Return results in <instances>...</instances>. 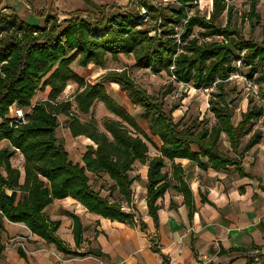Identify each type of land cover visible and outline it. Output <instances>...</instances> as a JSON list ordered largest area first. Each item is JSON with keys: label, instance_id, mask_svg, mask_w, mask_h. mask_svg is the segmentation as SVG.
<instances>
[{"label": "trees", "instance_id": "trees-1", "mask_svg": "<svg viewBox=\"0 0 264 264\" xmlns=\"http://www.w3.org/2000/svg\"><path fill=\"white\" fill-rule=\"evenodd\" d=\"M198 1L131 0L126 7L115 8L84 0L86 10L64 19L54 12L39 13L44 17L43 25H31L14 13L0 11V142H6L0 149L1 219L25 225L31 234L66 253L69 251L54 235L56 225L49 224L42 214L53 200L70 197L88 212L111 220H133V215L124 212L118 202H110L108 196L95 191L87 176H106L113 182L110 193L116 191L129 205L133 183L129 173L135 162H145L147 143L152 144L136 119L108 95L104 83H115L126 92L130 103L143 111L150 134L161 142L160 155L148 161L144 184L148 215L155 225L156 202L169 188L163 171L165 161L171 162L172 177L191 211L192 194L175 159L196 164L205 160L215 170L233 166L239 176L244 175L241 157L264 138V132L253 131L254 121L264 117V105H252L233 124L226 85L241 68L249 69L247 78L260 86L257 96L264 101V43L242 37L232 24L233 7L226 0H212L208 19L198 10L191 13ZM257 3L250 0L244 17L252 26L261 21L264 32V18L260 20ZM121 55L130 56L135 68L157 75L165 73L175 83L195 90L214 88L208 109L215 123L208 128L195 122L187 125L182 120L175 121L172 113L177 108L167 112L164 102L173 89L171 84L156 98L136 85L126 69L109 72L100 82L88 83L72 68L74 63L81 68H101L107 58L117 60ZM236 61H240L239 68ZM259 65L263 68L259 69ZM70 82L77 87L72 100L58 102ZM46 88L47 100L32 104L35 94ZM95 102H100L112 116L103 120L101 127L92 117H81L90 115ZM11 106L32 107L25 123L9 125ZM59 116L66 118L71 137L83 136L95 145L86 148L82 165L69 159L57 136ZM222 135L235 157L219 148ZM248 135L242 147V139ZM15 154L23 159L22 183L20 169L10 163ZM19 190L23 196L17 201ZM70 217L78 244L82 227L77 216ZM1 233L0 228V239ZM255 258L264 264V254L258 253ZM255 263L248 258L245 264Z\"/></svg>", "mask_w": 264, "mask_h": 264}, {"label": "crops", "instance_id": "crops-1", "mask_svg": "<svg viewBox=\"0 0 264 264\" xmlns=\"http://www.w3.org/2000/svg\"><path fill=\"white\" fill-rule=\"evenodd\" d=\"M90 1L95 5L115 8L126 7L131 2ZM30 6L33 13L31 11L26 16L23 9L30 10ZM45 7L57 10L59 15H63L62 19L76 11L87 9L84 0H0L1 12L14 13L20 19L23 15L26 20L34 15L39 18L38 14L44 13ZM261 118L264 121V117ZM63 121V128L69 136L68 141L66 138L69 145L84 148L83 153L88 146L95 148V145L83 136L71 137L65 117ZM257 130L263 133L264 127ZM147 134L150 139L153 137L150 132ZM222 137L225 138L224 135L221 139ZM155 138L159 148L161 142ZM222 151L235 157L229 143L226 150ZM82 155L80 161H73L70 157L69 159L82 165ZM149 160L140 163L145 168L142 176L138 179L130 176L133 183L129 205L116 191L106 195L110 202H118L124 212L131 213L133 220H111L88 212L70 197L53 200L43 209L42 214L49 224L56 225L54 235L62 245L69 253L75 254L57 250L53 244L31 234L23 224L10 223L5 218H0V264H168L169 260L177 264H202L200 258L203 256L210 258L209 264H245L248 258L254 259L252 252L264 254V138L241 157L240 163L244 173L242 176H239L233 166L215 170L210 168L205 160H201V164L186 159L173 161L181 166V177L191 191L192 211L185 205L178 190V183L172 177L171 162L165 161V166L167 162L170 165L169 173L163 168L167 173L169 188L156 202V225L148 215L146 206L144 184ZM136 163L139 162H135L133 167ZM89 174L87 173V176ZM113 193L122 199L121 203L114 199L115 196L111 199ZM122 201L126 204L125 207ZM70 214L78 217L82 227L78 244L74 240ZM15 237L25 238L23 244L26 250L10 247L9 241Z\"/></svg>", "mask_w": 264, "mask_h": 264}, {"label": "rangeland", "instance_id": "rangeland-1", "mask_svg": "<svg viewBox=\"0 0 264 264\" xmlns=\"http://www.w3.org/2000/svg\"><path fill=\"white\" fill-rule=\"evenodd\" d=\"M226 1L229 5L233 7L232 24L239 30L242 37L246 40H253L256 43H264V32L261 29V21L252 26L250 22H248L247 19H245L244 17V15L248 12L250 0ZM257 2L258 3L256 6V11L260 17V20H262L264 18V0H257ZM31 6L33 7V5ZM31 6L30 10L26 8L23 9L26 16L29 15L31 11L33 13V8ZM195 10H198L200 14L206 16V19H208L212 10V0L198 1L195 5V8L191 10V13ZM44 11V14L54 12L56 13L55 15L59 17V19L63 18V15H59V12L54 8L48 7L44 9ZM26 16H21L22 21L28 22L31 25H43L44 17L38 18L36 15H34V17H31L29 20H26ZM225 21V14H223L221 18V24L223 26L225 25ZM213 40L220 41L221 38H215ZM72 68L79 76H81L88 83H94L97 81L100 82L102 77L107 73L113 71L118 72L126 69L130 78L135 82L136 85L140 86L149 95L156 98H159L160 93L165 90V87L171 84L173 89L171 93H169L165 97L164 102L165 110L167 112L170 111L172 107L177 108V110L172 113V116L175 121L182 120V123L187 125H190L195 122L199 123V126L201 127L206 126L208 128H210L215 123V120L208 109L210 93L215 91L214 88L207 90H195L189 85L175 83L174 81H172L173 79H170L165 73L157 75L151 73L148 70H140L135 68L133 59L130 56L127 57L123 55L119 56L117 60H111L110 58H107L104 67L101 68L93 65H89L86 68H81L75 63L72 65ZM262 68L263 67L259 65V69ZM248 75L249 69L241 68L239 73L232 75L229 78V81L226 85V90L229 94L228 101L230 102V105L233 108V124H236L240 120L241 113L246 112L252 105L258 107L264 105L263 101L256 95L258 87L260 86L258 84H253L252 82H250L247 78ZM255 77L256 75L253 76V78ZM104 87L108 95L111 96L120 106H122L132 117H134L146 133H149L147 123L143 119V111L139 107L133 106L130 103L126 92L122 91L120 86L115 83H104ZM76 88V84L70 82L63 91V93L57 98V101L64 102L66 100L71 99ZM47 94L48 88L43 91H38L32 100V104L40 103L42 101L47 100ZM81 117L85 119L92 117L93 119H95L98 126L101 127L103 120H105L106 118H111L112 116L107 112V110L100 102H95L91 109L90 115ZM63 118L64 116H59V139L68 151L70 159H72L73 161H80V157L84 151V148H79L77 145L71 146L68 144L69 142L67 141L69 140V136L66 134L65 128H63L65 126V123H63ZM262 127H264V121L262 118L254 121L253 130H257ZM248 136L242 139L241 146H243L247 142ZM151 143L152 144L148 143V153L146 161L151 159L153 156L159 154L157 152L159 143L155 137L151 138ZM5 144L6 142L4 141L0 142V148ZM227 146V140L222 137L220 142V148L222 150H226ZM22 162V156H20L19 154H15L10 159L11 165L13 167L19 168L21 171V182L23 180V173L21 168ZM144 170L145 168L143 164L136 163V165H134L133 167L132 172L130 173V176H134L136 179H138L144 174ZM164 171L167 173L170 172V165L168 162L164 168ZM88 176L90 178V183L92 187L95 190H100L103 196H106L110 192L112 182L106 176H101L97 178L91 174H89ZM21 193L23 192L19 190L17 200L21 199V197L23 196V194ZM113 198L115 200L117 199L121 203L122 199H120L118 195H112L111 199ZM122 204L124 205V207L126 206L123 201Z\"/></svg>", "mask_w": 264, "mask_h": 264}, {"label": "built area", "instance_id": "built-area-1", "mask_svg": "<svg viewBox=\"0 0 264 264\" xmlns=\"http://www.w3.org/2000/svg\"><path fill=\"white\" fill-rule=\"evenodd\" d=\"M236 66L238 68L240 67V61H236ZM256 95H257V92H256ZM69 100H71V99H69ZM263 103H264V101H263ZM31 109H32V107H28V108H20V107H16V106L10 107L9 108L10 114H8L9 125L16 127L20 124H23L25 122L26 115H28L31 112ZM24 241H25V238L15 237L9 241V245L11 248H20L24 251V250H26L25 245L23 244ZM257 254H258V251L252 252V256H254L255 261H257V258H255V256ZM200 260H201L202 264H209L211 261L210 258L207 256L201 257ZM168 264H177V263L175 261L169 260Z\"/></svg>", "mask_w": 264, "mask_h": 264}]
</instances>
